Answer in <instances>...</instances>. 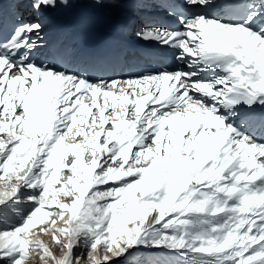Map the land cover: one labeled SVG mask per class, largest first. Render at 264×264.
<instances>
[{"label":"snow or ice","instance_id":"6c2138e0","mask_svg":"<svg viewBox=\"0 0 264 264\" xmlns=\"http://www.w3.org/2000/svg\"><path fill=\"white\" fill-rule=\"evenodd\" d=\"M127 3L102 56L0 0V264H264V0Z\"/></svg>","mask_w":264,"mask_h":264},{"label":"bare ground","instance_id":"6f19581e","mask_svg":"<svg viewBox=\"0 0 264 264\" xmlns=\"http://www.w3.org/2000/svg\"><path fill=\"white\" fill-rule=\"evenodd\" d=\"M69 7L61 8L54 15L53 25L47 30L44 42L48 45H54L57 43H76L82 44L81 39L77 34V22L80 19L92 18L97 23L106 22L115 27V34L117 38L126 40L127 42L138 44L140 42L132 35L121 36L118 29L119 26L128 18L132 12L136 11L127 0H116L115 5L110 3H102L97 5L95 0H69ZM123 7H129V11H122ZM148 12H152V9H148ZM73 16L74 23L70 27H67L68 15ZM142 46V45H140Z\"/></svg>","mask_w":264,"mask_h":264},{"label":"rangeland","instance_id":"374dc122","mask_svg":"<svg viewBox=\"0 0 264 264\" xmlns=\"http://www.w3.org/2000/svg\"><path fill=\"white\" fill-rule=\"evenodd\" d=\"M41 238H42L46 243L49 242V236H42ZM52 250H53L54 252L57 251L56 248H53ZM38 262H39V258H38V257H34V258H33V264H38Z\"/></svg>","mask_w":264,"mask_h":264}]
</instances>
